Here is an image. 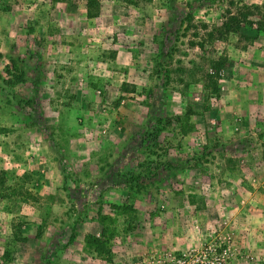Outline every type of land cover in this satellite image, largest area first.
<instances>
[{
	"label": "rangeland",
	"instance_id": "obj_1",
	"mask_svg": "<svg viewBox=\"0 0 264 264\" xmlns=\"http://www.w3.org/2000/svg\"><path fill=\"white\" fill-rule=\"evenodd\" d=\"M79 1L98 10L94 55L52 52L46 0V23L0 0V264H144L217 236L248 248L206 196L226 173L212 117L227 45L256 38L264 0ZM233 17L240 31L225 32ZM100 212L116 218L110 259L84 241ZM248 250L232 264H258Z\"/></svg>",
	"mask_w": 264,
	"mask_h": 264
},
{
	"label": "crops",
	"instance_id": "obj_2",
	"mask_svg": "<svg viewBox=\"0 0 264 264\" xmlns=\"http://www.w3.org/2000/svg\"><path fill=\"white\" fill-rule=\"evenodd\" d=\"M36 1L25 0L24 7L30 11L22 8L19 13H28L31 19L46 23L47 17L44 21L38 14ZM44 5L52 13L58 9L56 16L51 13L50 21H56L53 25L59 30L49 32L46 26L43 27L47 39L62 38L52 45L53 53L57 55V49L63 51L66 47L72 49V53L82 55L86 54L84 51L94 55L101 50L99 39L103 36L96 26L98 17H87L84 2L46 0ZM17 11L13 7L11 14ZM75 33L91 35L92 42L89 45L79 44V41L74 44L63 42ZM227 58L221 95L214 104L212 117L216 120L214 135L220 139V148L224 151L226 173L221 179L209 178L215 185L207 192L206 200L212 213L216 211L217 203L221 215L227 217L226 235L247 244L258 264H264V190L261 188L264 184V30L246 45L228 44Z\"/></svg>",
	"mask_w": 264,
	"mask_h": 264
},
{
	"label": "built area",
	"instance_id": "obj_3",
	"mask_svg": "<svg viewBox=\"0 0 264 264\" xmlns=\"http://www.w3.org/2000/svg\"><path fill=\"white\" fill-rule=\"evenodd\" d=\"M250 256L248 248L237 251L227 236H217L198 246L179 252L148 254L144 264H232L237 256Z\"/></svg>",
	"mask_w": 264,
	"mask_h": 264
},
{
	"label": "trees",
	"instance_id": "obj_4",
	"mask_svg": "<svg viewBox=\"0 0 264 264\" xmlns=\"http://www.w3.org/2000/svg\"><path fill=\"white\" fill-rule=\"evenodd\" d=\"M91 1V0H88ZM88 3V2H87ZM98 14V10H95L94 12H90L89 9H87V17H96ZM243 19L233 17L230 18L227 22H224L223 29L225 32H239L240 31V25L243 22ZM260 30H264V26L260 25ZM163 53V52H162ZM2 56V53L0 52V57ZM219 67L221 64H218ZM171 118L168 116L162 117L158 119V122L160 124H163L162 127H166L170 124ZM160 131V128L158 129ZM98 221L101 224V230L99 232V235L88 233L84 237L85 245L86 247L92 249L95 251L98 255L104 256L106 259H110L111 255V240L115 235V223L116 218L111 216L110 214H104L102 212L99 213Z\"/></svg>",
	"mask_w": 264,
	"mask_h": 264
}]
</instances>
